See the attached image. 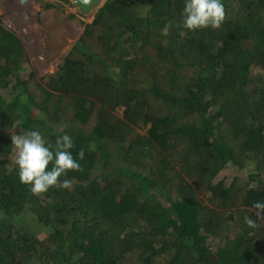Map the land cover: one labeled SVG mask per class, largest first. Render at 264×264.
<instances>
[{"label": "trees", "instance_id": "1", "mask_svg": "<svg viewBox=\"0 0 264 264\" xmlns=\"http://www.w3.org/2000/svg\"><path fill=\"white\" fill-rule=\"evenodd\" d=\"M222 2L189 31L185 0H106L41 75L0 21V264H264V0ZM32 130L73 138L71 190L20 182Z\"/></svg>", "mask_w": 264, "mask_h": 264}, {"label": "clouds", "instance_id": "2", "mask_svg": "<svg viewBox=\"0 0 264 264\" xmlns=\"http://www.w3.org/2000/svg\"><path fill=\"white\" fill-rule=\"evenodd\" d=\"M17 1L18 0H0V3L6 8L9 4L15 2L17 3ZM27 1L28 0H19L21 5H24ZM43 1L44 10L52 9L61 5V0ZM50 2L54 3L52 4ZM70 2L75 5L73 0H70ZM84 2L89 3L90 0H84ZM28 3H30V1H28ZM76 12L81 13L77 9ZM95 13H92L93 18ZM3 14V16H5L6 19L8 18V20L5 21L2 17H0L1 23L11 28L14 32L19 30V26L18 24L16 25L12 13L3 12ZM36 15L37 14L29 16L28 21L31 25L34 24L38 26L37 21H40V16ZM90 15L91 14H88L87 16ZM183 17V23L180 25L183 29H187L189 31H196L197 29L209 27L214 30L219 29L226 18L225 5L222 0H185ZM25 19H27V16H25ZM24 33L25 32H23V34ZM29 35V32L27 35H24V37L28 38V41L30 39ZM184 35L185 33L181 31L180 36L183 37ZM55 45H49L50 47L46 49L45 56L47 55L49 58L59 56L58 50L60 46L64 45V43ZM50 52L52 55H49ZM37 55L43 58L44 52H41L40 54L38 53ZM37 63L42 66L43 60H37ZM11 140L13 144L12 148L15 153L14 163L18 166V176L20 182L28 185L33 195L39 197L53 187L67 190H71L73 188L72 180L63 179L61 181V177L67 176L70 171H83L80 163L77 162L76 158H74L72 152L70 151L75 147L73 138L70 135L63 134L57 136L55 143L51 144L44 139L39 130H32L26 134L12 135ZM78 156L80 160L85 158L84 149H80ZM50 164L52 165L51 170H49ZM252 208L255 210L254 215L256 219L253 220L252 218L245 216V224L251 229H257L261 227V224L258 223V221L264 222V202H254L252 204Z\"/></svg>", "mask_w": 264, "mask_h": 264}, {"label": "crops", "instance_id": "3", "mask_svg": "<svg viewBox=\"0 0 264 264\" xmlns=\"http://www.w3.org/2000/svg\"><path fill=\"white\" fill-rule=\"evenodd\" d=\"M30 1V3H28ZM24 5H21L19 0L17 3H11L6 8L4 5H2V11L12 13L13 18L16 22V25L18 24L20 32H25L23 35H27L29 32L30 40L28 41L24 37V42L29 45V48H31V54L37 55L41 52L45 51V42L48 43L50 46L52 45H59L63 43H67V37H70V39L73 38L74 34L80 29V25L77 21H72V23H66L62 18L63 12H61L60 6H56L52 9H46L44 10L43 0H28ZM33 12V13H32ZM74 12H69V15H74ZM34 14H37L40 16V21L38 20L37 24L38 26H46L52 28L55 32H52L51 35L38 31L39 28L36 25H30L26 23L28 21L29 16H32ZM75 14H78L77 12ZM36 15V16H37ZM66 15V14H65ZM80 17H82L80 14H78ZM25 16H27V19H25ZM76 16V15H75ZM77 16V17H79ZM79 17V18H80ZM58 19V20H57ZM80 20V19H79ZM40 22V23H39ZM68 30L71 35H68ZM61 32L64 33L62 37ZM34 35H32V34ZM48 44H46L48 47H50ZM55 45V46H56ZM63 46H60L58 52H62L61 50ZM40 49V50H39Z\"/></svg>", "mask_w": 264, "mask_h": 264}, {"label": "rangeland", "instance_id": "4", "mask_svg": "<svg viewBox=\"0 0 264 264\" xmlns=\"http://www.w3.org/2000/svg\"><path fill=\"white\" fill-rule=\"evenodd\" d=\"M60 4H61L60 5L61 12H63V14H64V15H62V18L64 17L63 20L67 24L68 23H72V21H74V22L77 21L78 24L80 25V29H78V31L74 34L72 39H70V37H67V41H66L67 43H64L63 48H62L63 50H61L62 52H59V56H55V58L54 57L53 58H49L47 55L45 56L46 49L48 48V46L46 45V42H45V51H43L44 52V57L43 58H41L38 55L31 54L32 53L31 52V48H29V45L24 42L26 47H27V49H28V52H29V61L26 64V69L27 70L34 69V70L37 71V73L39 75L47 73V72H50V71H53V70H55L57 68L58 64L62 62V57H63L64 53L67 52L70 49V47L74 44V42L77 40V38L79 37L80 33L82 32L85 24L87 22L91 21L92 18H93V14H91L90 16H87V15H84L82 13H78L77 12L82 17H80L78 14H75L76 13V6L73 5L72 2H67V1L61 0ZM72 11L74 12L73 13L74 15H69L68 13L72 12ZM77 16H79L80 18L77 17ZM26 23L31 25V23H29V21H27ZM50 27H46V26H42L41 25V27L39 26V30L38 31H40V33L45 31V33L47 32L49 35H51L52 32H55V31L52 28H50ZM16 33H17V35H19L22 38L23 41L25 39L28 40V38H26V37L24 39L23 32H20V30H16ZM63 34L64 33L61 32L62 37H64ZM32 35H34V34H32ZM68 35H71L69 30H68ZM37 60H43V65L42 66L39 65L37 63ZM11 87H12V84L7 86V88H4L5 92H9V90H11ZM123 112H124V108L123 107H119L117 109V113L119 115H123ZM138 127H139V129L142 132H146V128L145 127H142L141 125H138ZM249 171H250V168L248 167V165H245L244 167H238L235 164L231 163V164H228L225 168H223L220 171L219 175L216 177V180L219 179V178H223L225 180H229L230 178H232V176H234L237 173H242V174H246L247 175Z\"/></svg>", "mask_w": 264, "mask_h": 264}, {"label": "water", "instance_id": "5", "mask_svg": "<svg viewBox=\"0 0 264 264\" xmlns=\"http://www.w3.org/2000/svg\"><path fill=\"white\" fill-rule=\"evenodd\" d=\"M76 5V9L83 14H92L105 2V0H90L89 3H85L84 0H73ZM49 55H52L51 52Z\"/></svg>", "mask_w": 264, "mask_h": 264}, {"label": "built area", "instance_id": "6", "mask_svg": "<svg viewBox=\"0 0 264 264\" xmlns=\"http://www.w3.org/2000/svg\"><path fill=\"white\" fill-rule=\"evenodd\" d=\"M2 4L0 3V17H2L5 21H7L8 20V18L6 19V17L5 16H3L4 14H3V12L4 11H2Z\"/></svg>", "mask_w": 264, "mask_h": 264}]
</instances>
